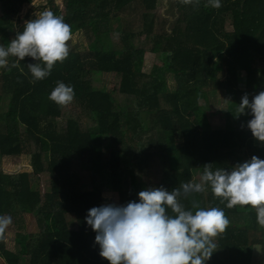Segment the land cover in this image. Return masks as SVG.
<instances>
[{"label":"trees","instance_id":"1","mask_svg":"<svg viewBox=\"0 0 264 264\" xmlns=\"http://www.w3.org/2000/svg\"><path fill=\"white\" fill-rule=\"evenodd\" d=\"M31 2L0 0V45L6 47L23 30L24 25L15 29L16 16ZM64 2V22L83 31L88 46L77 50L70 40L67 59L34 83L27 65L38 61L30 57H9V66L0 68V97L7 100L0 113V159L31 157V171H0V217L10 216L15 224L31 215L40 228L19 233L17 251L7 247L4 231L0 255L6 264H21L23 256L29 264H109L99 255L96 233L86 223L88 211L103 206L105 181L103 187L96 188L94 182L87 190V176L92 182L96 175L107 178L119 205H126L139 202L142 190L172 191L181 183L199 182L208 164L213 171H231L253 156L264 160V147L256 144L247 126L251 114L238 111L242 96L247 94L251 102L264 91V0H219V8L209 0H166L170 16L160 21L155 13L159 0ZM47 3L58 10L56 0ZM118 18L124 33L105 49L99 40ZM228 20L230 32L225 29ZM145 38H151L150 52L169 56L168 64L149 73L143 71ZM96 74L120 77L124 105L93 86ZM57 82L74 91L68 103L74 111L65 126L60 119L66 105L48 98ZM220 94L227 104L235 103L233 108L210 111ZM214 112L222 115L223 126ZM44 174L50 177L45 193ZM150 175L159 181L148 186L143 179ZM193 200L205 209L222 208L230 221L215 238L216 248L205 264H254L255 257L264 264V227L254 209H229L210 187L181 203L194 212Z\"/></svg>","mask_w":264,"mask_h":264},{"label":"clouds","instance_id":"2","mask_svg":"<svg viewBox=\"0 0 264 264\" xmlns=\"http://www.w3.org/2000/svg\"><path fill=\"white\" fill-rule=\"evenodd\" d=\"M209 2L214 8L221 6L219 0ZM71 39V26L63 17L45 10L26 21L6 47L0 45V68L9 66V57H30L38 61L27 65L33 83L42 80L57 62L67 59ZM73 97L72 87L57 82L48 98L66 105ZM238 111L251 114L247 126L255 139L264 142V91L251 102L247 94L242 96ZM206 187L221 203L226 201L229 209L250 206L256 212L257 223L264 227V160L253 156L231 171H213L211 164L205 165L199 182L181 183L172 191L163 187L142 190L139 202L93 207L86 223L96 233L99 255L109 264H205L216 248L215 238L226 231L230 221L222 208L205 209L193 200V212L185 209L181 199L203 193ZM11 223L10 216L0 217V236Z\"/></svg>","mask_w":264,"mask_h":264},{"label":"rangeland","instance_id":"3","mask_svg":"<svg viewBox=\"0 0 264 264\" xmlns=\"http://www.w3.org/2000/svg\"><path fill=\"white\" fill-rule=\"evenodd\" d=\"M56 4L59 7L58 10H53L52 7L47 3V0H32L31 3H28L23 6L20 13L16 16V26L15 29H17L20 26H23L24 23L28 20L36 18V16L39 15V13L50 10L55 15L63 17L64 11H65V2L64 0H56ZM170 5L166 2V0H159L158 7L156 9V15L158 16V20L160 21L163 18H167L170 16ZM1 8L2 5L0 4V15H1ZM127 17V15L125 16ZM64 18V17H63ZM72 39H71V46L74 49L82 50L85 49L88 46L87 37L83 31L76 27H72ZM225 29L227 31H232V26L229 22L226 23ZM123 24L120 21V19H115L111 23L110 27V33L100 38L99 43L100 45L105 48L109 49L113 43L119 42V38L123 35ZM151 38H145L142 40L143 46L146 48L147 52L145 55V62L143 65V71L146 73H149L154 66H161L163 64L169 63V56L165 54H154L150 52L151 47ZM120 81V77L113 75V74H96L92 78L93 86L101 89L103 91L110 92L117 100V105H124L126 103L125 96L122 95L119 92L118 84ZM169 82L173 83V75L169 76ZM217 105L213 107V109L210 111H214L215 109L226 111L228 108H233L234 104L233 101H230L229 104H227V100H224L223 97L217 98ZM7 100L0 97V113L2 111V108L6 106ZM74 109L70 107L69 104H66V107L64 109V116L60 119V125L65 126L68 116L73 113ZM210 115H214L211 114ZM215 117V115H214ZM90 118V117H88ZM216 120L219 121L218 125L223 126L224 121L222 120V115L219 114L216 117ZM85 121L88 124H92V121L85 118ZM104 148L108 149L110 147V142L107 137L104 138ZM182 140L180 139L179 135L176 137V144L178 146L182 145ZM257 144L259 146L263 145L264 142L257 141ZM31 157L30 156H18V157H6L2 160L0 159V171L5 172L6 174L15 175L24 171H31ZM127 174L125 173V177ZM128 180V186L130 185L129 178L126 177ZM148 186H151L154 183H157L159 181V177L157 175H150L147 177H144L143 179ZM103 181H105V188L102 192L103 197V205L106 204H115L119 205L117 197L115 196V193L111 190L109 187V182L106 178L102 179L99 175H96L94 178V181L87 176L83 181V187L87 190H91L94 188V182H96V188H101ZM126 184V182H123ZM124 187L125 185L122 184ZM42 192L45 193L50 190V177L48 174L42 175V184H41ZM70 225L72 227L75 226V221L72 218ZM40 230L37 221L35 217L31 215H26L25 218L23 217L22 220L17 221L15 224H10L5 229V240L6 245L10 250L17 251L18 245L16 242V237L19 233H37ZM258 259L255 257L253 259L254 264H258ZM0 264H6L3 260L2 256L0 255ZM21 264H29L28 257H22Z\"/></svg>","mask_w":264,"mask_h":264},{"label":"crops","instance_id":"4","mask_svg":"<svg viewBox=\"0 0 264 264\" xmlns=\"http://www.w3.org/2000/svg\"><path fill=\"white\" fill-rule=\"evenodd\" d=\"M227 22H229L230 24H231V26H232V21L231 20H228ZM233 30V29H232ZM223 97L221 94L219 95V97ZM218 103V101H217V99H216V101H215V104H217ZM219 111H222V110H219ZM215 113V112H214ZM216 115H215V117L217 116V115H219V113H215ZM255 141H256V144H257V139H255ZM258 145V144H257ZM259 146V145H258ZM262 147H263V145H261Z\"/></svg>","mask_w":264,"mask_h":264}]
</instances>
